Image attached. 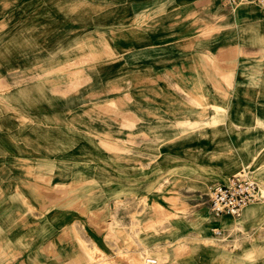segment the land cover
Instances as JSON below:
<instances>
[{
    "label": "rangeland",
    "instance_id": "obj_1",
    "mask_svg": "<svg viewBox=\"0 0 264 264\" xmlns=\"http://www.w3.org/2000/svg\"><path fill=\"white\" fill-rule=\"evenodd\" d=\"M127 1L0 0V190L8 205L25 191L46 205L50 179L73 182L70 205L90 214L65 264H170L142 235L208 218V188L233 175L258 185L247 208L264 213V7L209 0L198 16L173 4L132 16ZM110 182L118 196L101 202L96 187ZM149 201L158 219L145 223Z\"/></svg>",
    "mask_w": 264,
    "mask_h": 264
},
{
    "label": "crops",
    "instance_id": "obj_2",
    "mask_svg": "<svg viewBox=\"0 0 264 264\" xmlns=\"http://www.w3.org/2000/svg\"><path fill=\"white\" fill-rule=\"evenodd\" d=\"M207 1L209 0H128V15L135 16L136 12L148 13L158 5L173 4L177 8L171 9V13L180 7L181 13L198 16L200 2ZM4 181L0 178V188L4 187ZM118 185L116 182L97 185L101 202H113L118 196ZM57 187L65 190L63 196H58V200L56 192L51 191ZM72 187V181H61L55 177L50 179L46 205L33 204V193L27 191L22 196L23 204L17 201L8 205V196L0 190V263L11 259L5 258L4 254L15 255L16 264H21L22 258L25 259V264H42L41 261L44 260H47L48 264L67 262L70 258L72 239L76 237L73 234L74 226L82 223V214L88 213L87 208H90L83 204L74 207L70 205L71 193L66 190ZM148 204L145 223L158 219L151 207L155 203L149 201ZM111 205L113 207V204ZM256 208H246L238 219L228 216L214 218L210 214L207 218L203 210L202 216H178L164 229L169 235H163L162 231L159 234H145L142 235L141 242L146 248H165L164 252L170 264H263L264 235L257 234V228L264 222V213ZM235 225L238 228L232 229ZM100 226L94 228L95 233L91 234V238L97 249L104 250L105 242ZM216 228L228 233L226 240H217V237L213 236V229ZM42 250L47 251V258L39 257L33 261Z\"/></svg>",
    "mask_w": 264,
    "mask_h": 264
},
{
    "label": "built area",
    "instance_id": "obj_3",
    "mask_svg": "<svg viewBox=\"0 0 264 264\" xmlns=\"http://www.w3.org/2000/svg\"><path fill=\"white\" fill-rule=\"evenodd\" d=\"M228 9L239 4L264 7V0H220ZM208 210L214 218L231 216L238 218L244 209L258 203L262 196L258 185L243 174L231 176L225 184H214L208 188ZM215 236L220 231L213 229Z\"/></svg>",
    "mask_w": 264,
    "mask_h": 264
},
{
    "label": "bare ground",
    "instance_id": "obj_4",
    "mask_svg": "<svg viewBox=\"0 0 264 264\" xmlns=\"http://www.w3.org/2000/svg\"><path fill=\"white\" fill-rule=\"evenodd\" d=\"M74 70V69H73ZM75 71V70H74ZM81 72H79V74H80ZM84 75V74H83ZM83 75H81V76H83ZM84 76H86V75H84ZM74 78V77H73ZM75 79V78H74ZM109 99V98H108ZM102 100H104V99H102ZM107 104V103H106ZM90 253V252H89Z\"/></svg>",
    "mask_w": 264,
    "mask_h": 264
}]
</instances>
